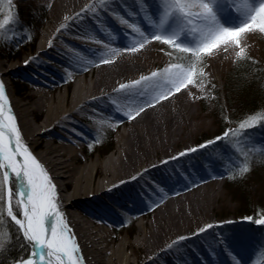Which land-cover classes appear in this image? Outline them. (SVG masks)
Returning a JSON list of instances; mask_svg holds the SVG:
<instances>
[{"label": "bare ground", "instance_id": "bare-ground-1", "mask_svg": "<svg viewBox=\"0 0 264 264\" xmlns=\"http://www.w3.org/2000/svg\"><path fill=\"white\" fill-rule=\"evenodd\" d=\"M52 1L54 24L43 33L39 58L53 64L44 55L58 48L61 63L73 70L71 76L76 80L73 91L55 94L53 80L45 78L44 81H37L25 76L34 84L32 87L26 85V88H32L33 91L28 96L31 101L27 102L20 93L12 91L9 84L2 81L1 74L0 81L5 85L24 143L56 186L61 211L78 243L83 264H246L247 259L238 254H211L203 243L193 238L182 243L180 252L169 251V247L162 246L166 236L174 233L182 221L187 222L184 220L188 216L187 210L177 207L174 200L165 201L168 197L165 189L169 194L175 192L180 185L178 179L183 176L179 172L174 175L168 173L157 181L158 184L149 182L146 176L161 170L164 164L140 171L145 165L139 164L144 157L138 151L144 150L149 154L150 149H154L155 153L166 150L161 131L167 127L170 134L174 133L166 124L173 125L179 114L189 118L188 112L180 113L174 103L183 92L162 101L160 105L148 108L131 121L117 111L112 103L113 100L121 105L125 103L120 99L121 94L114 91L120 84L131 83L138 72H141V76L149 75L145 70L141 71V66L151 55H155V41L137 52L124 49L133 43L134 38L137 41L140 39L128 24L138 25L146 33L152 30L142 17L145 11L155 12L156 0H113L115 5H110L107 10L98 9L96 13L83 11L88 7L95 8L96 1L86 4H83L85 0ZM88 13H92V21L84 18ZM122 20H127L128 24L122 23ZM55 31L66 34L62 45L56 48L53 44L49 46ZM233 53L230 49L227 53L221 52L214 56L217 74L222 72L224 62ZM100 54L114 62L99 66L89 62L98 61ZM133 61H139V65H131ZM85 64L90 65L93 71L89 76L78 79ZM4 66L6 64L0 62V70ZM14 73L24 76V72L16 68L10 70V74ZM100 88L101 92L94 93ZM168 104L170 108L167 111L161 108ZM41 112H47L44 119L39 118ZM57 122H66L70 128L63 127L65 132L56 133L54 130ZM85 122L97 130L107 128L112 123L125 129L121 134L119 148L103 164L94 160L84 166H77L81 160L77 150L82 138L79 130L83 131L78 124ZM137 166H140L137 172L126 175ZM108 192L117 193L126 202L130 199L140 204L147 199L154 204L153 207L161 204L159 212L147 216L154 218L152 222L140 225L135 240L120 239L119 230L101 224L98 218L92 225L83 219L93 216L84 203L92 204ZM102 216L106 218L107 215Z\"/></svg>", "mask_w": 264, "mask_h": 264}, {"label": "rangeland", "instance_id": "rangeland-1", "mask_svg": "<svg viewBox=\"0 0 264 264\" xmlns=\"http://www.w3.org/2000/svg\"><path fill=\"white\" fill-rule=\"evenodd\" d=\"M93 1H96L95 8L97 10H107L110 5H115L113 0H105L103 4L100 3V0H85L83 4ZM52 12V0H0V24H4V20L9 16L12 17L8 24L0 28V62L6 64L0 70V74L2 81L9 84L12 91L20 93L27 102L31 101L28 96L33 91L32 88H26V85H31V87L34 85L28 78L37 81H44L45 78L53 80L52 85L56 87L55 94H64L67 90L71 92L75 87L76 80L72 76L69 78V73L72 74L73 70L61 63L58 48H56L62 45L66 35L64 32H54L51 44L56 49L44 55L53 64L39 58L43 33L48 26L54 24ZM84 18H90L92 21V13H88ZM37 22L38 30L36 29L33 35L34 39L38 40L35 51L26 52L21 61L10 62L4 59L5 56H9L12 46H17L22 38L30 34L31 27ZM93 23L97 24L96 21ZM244 43L247 57L254 61H262L264 35L250 34ZM20 45L23 46L22 43ZM169 51L172 49L167 45L155 41V55H151L149 60L143 63L141 71L145 70L150 74L153 71H162L172 63L188 62L186 59L179 58L182 56L180 53H174L170 57L167 54ZM25 61L28 63L26 64ZM236 61L237 58L233 53L224 62L222 72L217 74L214 67V56L205 58L203 67L206 75L197 80V85H190L187 89H182L183 93L174 101L180 113L188 112L189 118L179 114L173 125L166 124L174 132L170 134L167 127L161 131L166 150H158L155 153L154 149H150L149 154L144 150L138 151L144 157L139 164L145 165L140 171L164 164L161 170L150 172L146 176V180L155 184H158L157 181L168 173L174 175L179 172L183 176L182 179H178L180 185L175 192L169 194L165 189V194L168 195L165 201L174 200L173 203L177 207L187 210L188 216L184 219L187 222L183 223L182 221L174 233L166 236L162 246L172 245L169 247V251L180 252L183 248L182 243L193 238L199 240L201 244L203 243L204 248L211 254H218V252L233 256L238 254L247 259L246 264H264V225H256L245 219L254 216L255 212H259L258 209H255L256 206L264 204V172L251 177L248 185L230 189L226 186L229 171L239 170L253 156L264 154V121H261L256 127L245 130L241 136L230 135L205 148H199L196 152H188L184 156L179 155L181 152L199 146L200 140L204 139L203 144H205L207 141L222 136L223 134H219V131L224 124L227 125L226 130H235L238 127L227 117L230 108L224 91L225 80ZM135 64L139 65V61L131 62V65ZM13 68L22 70L24 76L16 73L10 74V70ZM92 71L93 68L90 65H83L78 79L85 75L89 76ZM138 73L133 76L132 81L140 79L141 72ZM101 91L100 88L94 93ZM15 97L17 98V96ZM170 105H164L161 108L166 110L170 108ZM237 107H235V111L238 116L243 108ZM38 115L40 119H44L47 112H41ZM247 118L241 119L240 122ZM56 125L54 130L56 133L65 132L63 127L70 128L66 122H57ZM110 125L102 130H97L88 122L78 124L83 131L79 130L82 138L77 150L81 154V160L77 166H84L94 160H99L100 164H103L106 158L113 155L119 148L121 134L125 129L123 126L117 127L113 123ZM97 140L99 142H96ZM109 140L113 149L105 155L104 153L108 149L105 147L109 145ZM173 157L178 158L173 159ZM139 167L130 170L126 175L137 172ZM100 175L104 177L103 173ZM127 200L126 202L114 192L101 195L92 204L84 203V206L91 210L93 216L83 217V219L92 225L98 218L101 224L108 225L110 229L119 230L120 239L135 240L138 237L140 225L146 222L151 223L154 218H147V216L159 212L161 204L153 207L154 204L152 205L147 199L140 202L141 205L137 201ZM249 210H252V215L238 214L241 211L249 212ZM103 214L107 215L106 218L102 216ZM132 217H136V219L133 220ZM209 224H212L213 227L199 232V229L205 228ZM0 232H7L8 235L4 237L6 244L9 236L11 239L16 237L13 235L16 234L15 227L8 222L6 217L5 224L0 226ZM180 237H187V239L180 240Z\"/></svg>", "mask_w": 264, "mask_h": 264}, {"label": "snow or ice", "instance_id": "snow-or-ice-1", "mask_svg": "<svg viewBox=\"0 0 264 264\" xmlns=\"http://www.w3.org/2000/svg\"><path fill=\"white\" fill-rule=\"evenodd\" d=\"M83 11L96 13L97 9L88 7ZM142 19L151 26V31L146 33L138 25L121 21L140 37L138 41L134 38L124 51L137 52L157 41L172 49L167 53L170 57L180 53L179 58L188 62L172 63L162 71H153L114 89L125 103L121 105L116 100L112 103L129 121L182 89L197 85V80L206 75L203 67L206 57L227 53L231 49L237 60L247 58L246 38L255 33L264 35V0H156L155 12L145 11ZM11 20L9 16L0 28ZM89 62L99 66L114 60L100 54L98 61ZM261 121H264V113L252 115L239 122L235 130L227 129L222 136L179 155L196 152L230 135L241 136ZM249 170L245 162L236 174L243 175ZM5 217L14 225L16 240H23L20 247L27 252L26 257L16 259L14 264H83L78 243L61 211L56 186L24 143L5 85L0 81V226L5 224ZM245 219L264 225V215L258 219ZM212 227L209 224L199 232ZM7 235V232H0V253L6 249L4 237Z\"/></svg>", "mask_w": 264, "mask_h": 264}, {"label": "trees", "instance_id": "trees-1", "mask_svg": "<svg viewBox=\"0 0 264 264\" xmlns=\"http://www.w3.org/2000/svg\"><path fill=\"white\" fill-rule=\"evenodd\" d=\"M37 25L38 22L31 27L30 34L17 43V46H12L9 50V56H5L4 59L10 62L21 61L26 52L35 51L38 40L37 38L34 39L33 35L35 30H38ZM21 43L23 46L20 45ZM224 91L230 108L227 117L231 119L234 125H238L240 120L245 117L264 113V54L262 61H254L248 57L237 60L225 80ZM236 106L243 108L241 111L243 113L240 112L238 116L235 111ZM226 128L227 125L224 124L219 134H223ZM204 142V139L200 140L199 145ZM105 148H108L104 153L105 155L112 151L113 145H111L110 140L109 145ZM247 163L250 170L243 175L236 174L240 169L229 171L226 184L228 189L248 185L251 177L264 172V154L253 156ZM256 207L255 209H258L259 212L253 214L254 216L252 217L254 219L260 218L264 213V204H259ZM261 208L263 210L260 211L259 209ZM252 213V210H249V212L241 211L238 214L252 215ZM13 235L15 236L16 234ZM21 243H24L22 239L17 241L16 237L12 238L6 244V249L0 253V264H14L16 259L26 257V249L20 247Z\"/></svg>", "mask_w": 264, "mask_h": 264}]
</instances>
